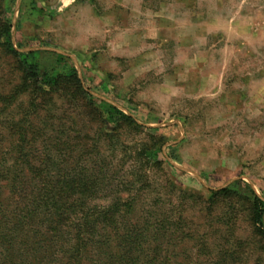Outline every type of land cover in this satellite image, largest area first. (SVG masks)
Listing matches in <instances>:
<instances>
[{
    "label": "rangeland",
    "instance_id": "obj_1",
    "mask_svg": "<svg viewBox=\"0 0 264 264\" xmlns=\"http://www.w3.org/2000/svg\"><path fill=\"white\" fill-rule=\"evenodd\" d=\"M3 20L40 70L81 82L34 120L27 151L54 185L74 178L89 209L132 201L125 220L159 231L160 264H264L250 224L264 201V0H0ZM13 60L0 52V88L19 81ZM111 107L131 119L107 121ZM23 198L5 202L8 241Z\"/></svg>",
    "mask_w": 264,
    "mask_h": 264
},
{
    "label": "trees",
    "instance_id": "obj_2",
    "mask_svg": "<svg viewBox=\"0 0 264 264\" xmlns=\"http://www.w3.org/2000/svg\"><path fill=\"white\" fill-rule=\"evenodd\" d=\"M3 21L5 24L0 26V52L14 59L21 76L16 85L8 89L4 86L0 88V256L8 255L5 259L0 258V264H13L11 259L14 258L15 264H160L162 249L157 246L159 231L149 222L142 233L143 229L129 226L125 220L129 213L126 210L133 208L132 201L119 198L102 210L86 208L85 199L72 198L76 191L74 178L64 177L60 186L54 185L49 180L48 167L41 169L35 165L36 153L27 150L28 146L32 143L34 146L41 139L40 135H36L34 120L41 115V111H46L41 108L42 105L46 106L47 102H51L53 93L62 89L65 91L66 86L73 82L82 90L81 82L75 69L64 74L55 73V70H40L30 62L33 52L17 51L12 41V24ZM24 97L27 100H22ZM106 119L117 124L131 118L111 107ZM156 155L151 150L145 152L148 160ZM42 163L46 162L42 160ZM22 172L28 174L29 182H23L25 176ZM36 177L40 179L37 184ZM231 192V188H225L216 194ZM29 195L34 198H27ZM14 196L19 205L24 203L23 197L31 202L26 206L27 218L21 214L15 216V240L8 241L6 235L12 231L8 228L5 202ZM251 212L252 236L264 248V201L255 195ZM42 216L44 219L40 220ZM37 227L39 230L36 231ZM32 232H36V237L46 235V239L38 238L39 243L32 246ZM144 232L147 234L144 235ZM64 247H68L63 256L67 257L65 263L63 258L58 257ZM236 253L235 249L231 253L226 252V257L233 259Z\"/></svg>",
    "mask_w": 264,
    "mask_h": 264
}]
</instances>
